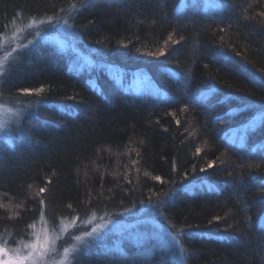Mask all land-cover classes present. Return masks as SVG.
Segmentation results:
<instances>
[{"label":"trees","instance_id":"obj_1","mask_svg":"<svg viewBox=\"0 0 264 264\" xmlns=\"http://www.w3.org/2000/svg\"><path fill=\"white\" fill-rule=\"evenodd\" d=\"M261 13L264 0H0V32L65 18L103 64L41 45L2 77L0 100L23 117L0 140V238L26 237L41 199L56 223L134 207L171 228L185 264H264ZM166 249L94 243L72 264H172Z\"/></svg>","mask_w":264,"mask_h":264},{"label":"rangeland","instance_id":"obj_2","mask_svg":"<svg viewBox=\"0 0 264 264\" xmlns=\"http://www.w3.org/2000/svg\"><path fill=\"white\" fill-rule=\"evenodd\" d=\"M65 20V18L54 20L53 24L32 28L28 27L32 19L17 18L10 22L6 29L0 32V70H2L0 71V83L8 69L20 64L21 58L41 45H46V47L55 46L65 55V59L67 58L66 61L70 65L75 63L76 68L85 66L91 68L92 71H97L98 68L103 67V64L95 61L87 51L88 49L71 33L69 22L67 21V25L63 23ZM36 32L41 34L37 36ZM134 87L136 91L145 88L142 83L134 84ZM257 111L258 113L254 119L261 120L264 117V104L259 105ZM22 117L23 112L20 108L0 100V140H11L13 130L21 123ZM223 175L227 177L225 173H222L221 177H224ZM205 180L203 173L194 174L185 187H193L196 183ZM39 219L40 217L35 222V229H30L28 233L40 230ZM57 224L61 228L67 229V233L63 231L52 233V235L59 234L63 237L62 240L57 241V248L61 257L63 256V248L67 247L69 249V255L64 259L63 264H72L73 254H78L90 244L96 243L102 245L105 249H120L122 251L137 246L148 236H153L165 244L166 250L171 253L169 257H172V264H185L184 252L178 236L160 219L145 214L142 208L131 207L115 213L93 212L83 218L78 216L64 217ZM99 225H104L101 229L102 235L91 238L85 236V232L91 231ZM76 236H80L82 239L76 241ZM29 238V235H27L18 240L17 243L20 241L27 242ZM3 241L10 240L0 238V242ZM15 246L16 244H12V247ZM56 264H60L59 258Z\"/></svg>","mask_w":264,"mask_h":264},{"label":"snow or ice","instance_id":"obj_3","mask_svg":"<svg viewBox=\"0 0 264 264\" xmlns=\"http://www.w3.org/2000/svg\"><path fill=\"white\" fill-rule=\"evenodd\" d=\"M264 16V13H261ZM53 17H48L47 20H35L30 21L28 27L32 28L35 26L45 25V24H53ZM58 23V22H56ZM67 25V21L63 22ZM37 36L41 33L36 32ZM171 39V37H169ZM10 46V45H9ZM15 51V49H13ZM161 55H163V50H161ZM155 55V54H153ZM2 71V70H0ZM20 91L24 94L31 95L33 93L39 94L44 91L41 88L29 89L23 88ZM174 115V114H173ZM179 124V120L176 121ZM201 152L200 148L196 149V153L199 154ZM135 163V162H134ZM214 166V162H209L208 167L211 168ZM201 172L205 171L204 168L200 169ZM187 176V173H185ZM153 179L160 181L161 177L156 176ZM45 188L40 189V193H44ZM151 202V201H150ZM41 212H40V230L32 233H26L29 235V240L27 242L20 241L17 243L15 239L11 241H3L0 242V264H56L57 259H60V264H63L64 259H66L69 255V249L67 247L63 248V256H60L59 249L57 248V241L62 240L63 237L59 234L52 235V233H59L61 231L67 233L66 228H61L54 220L49 221L44 214L43 206L44 200H40ZM71 207V205H69ZM221 217H214V220H220ZM75 226V225H74ZM36 223L34 222L32 225H29L28 228L35 229ZM104 225H99L96 228H93L91 231L85 232L86 237H98L102 235L101 229ZM34 237V238H33ZM82 238L80 236H76L75 240L80 241ZM12 244H16L15 247H12ZM76 259L75 253L73 254V260Z\"/></svg>","mask_w":264,"mask_h":264}]
</instances>
